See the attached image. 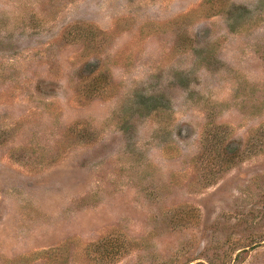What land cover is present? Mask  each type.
I'll return each instance as SVG.
<instances>
[{
	"label": "rangeland",
	"instance_id": "obj_1",
	"mask_svg": "<svg viewBox=\"0 0 264 264\" xmlns=\"http://www.w3.org/2000/svg\"><path fill=\"white\" fill-rule=\"evenodd\" d=\"M0 264H264V0H0Z\"/></svg>",
	"mask_w": 264,
	"mask_h": 264
},
{
	"label": "trees",
	"instance_id": "obj_2",
	"mask_svg": "<svg viewBox=\"0 0 264 264\" xmlns=\"http://www.w3.org/2000/svg\"><path fill=\"white\" fill-rule=\"evenodd\" d=\"M231 156V155H230Z\"/></svg>",
	"mask_w": 264,
	"mask_h": 264
}]
</instances>
